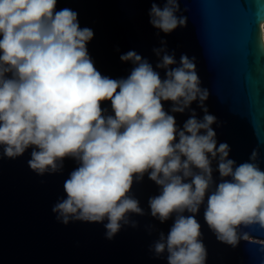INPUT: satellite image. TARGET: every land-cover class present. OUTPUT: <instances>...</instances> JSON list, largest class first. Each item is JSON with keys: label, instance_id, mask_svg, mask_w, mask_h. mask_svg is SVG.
<instances>
[{"label": "clouds", "instance_id": "1", "mask_svg": "<svg viewBox=\"0 0 264 264\" xmlns=\"http://www.w3.org/2000/svg\"><path fill=\"white\" fill-rule=\"evenodd\" d=\"M56 5L57 0H0V146L11 159L32 148L28 165L39 175L59 171L66 158L78 163L64 182L67 198L52 209L57 219H106V238L112 239L130 223V213L144 215L131 189L147 174L160 188L148 201L151 216L163 223L175 215L167 236L161 232L153 245L157 256L167 252L168 264H206L196 219L206 197L204 220L219 242L236 247L252 238L242 229L264 230L259 151L237 165L227 143L217 146L216 117L204 107L209 93L200 86L194 58L181 55L171 67L174 56L154 50L161 57L156 67L166 70L161 78L129 51L120 56L134 65L126 78L102 75L87 49L93 30L80 27L75 11H57ZM178 11V0H166L163 8L153 3L149 22L169 34L187 25ZM258 25L264 51V19ZM197 100L203 119L193 110L182 129L162 103L171 101V112L183 113ZM106 101L113 114L102 108Z\"/></svg>", "mask_w": 264, "mask_h": 264}, {"label": "water", "instance_id": "2", "mask_svg": "<svg viewBox=\"0 0 264 264\" xmlns=\"http://www.w3.org/2000/svg\"><path fill=\"white\" fill-rule=\"evenodd\" d=\"M153 3L163 8L166 0H57L56 10L75 11L80 27L93 30L88 53L96 69L110 78L130 74L133 63L120 59L129 51L147 60L161 78L166 70L156 67L161 57L154 50L173 55L177 63L171 67L179 65L181 55L194 58L200 86L209 93L204 107L216 117L212 128L217 146L227 143L229 158L237 165L249 162L258 149L256 163L264 170V51L258 47L264 0H178L176 15L186 17L187 25L169 34L150 24ZM162 103L180 129L193 110L197 119L205 114L199 100L183 113L171 112V101ZM101 106L106 114H113L110 101ZM32 150L11 159L0 146V264H168L167 252L157 256L153 245L161 232L167 236L175 215L163 223L151 216L148 201L159 195L160 188L147 174L131 189L144 215L130 213V223L108 239L106 219L64 224L52 211L67 198L64 182L78 163L66 158L59 171L39 175L28 165ZM212 167L218 183L215 161ZM206 202L207 197L196 214L207 249L206 264H264V230L242 229L252 238L236 247L221 243L204 220Z\"/></svg>", "mask_w": 264, "mask_h": 264}]
</instances>
